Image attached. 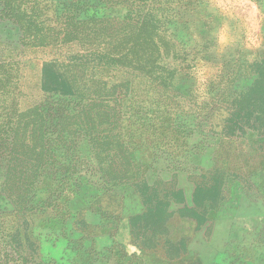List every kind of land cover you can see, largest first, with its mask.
Masks as SVG:
<instances>
[{
	"label": "rangeland",
	"instance_id": "1",
	"mask_svg": "<svg viewBox=\"0 0 264 264\" xmlns=\"http://www.w3.org/2000/svg\"><path fill=\"white\" fill-rule=\"evenodd\" d=\"M47 62L75 94L41 90ZM240 100L259 126L235 131ZM18 128L43 154L0 148V183L38 173L24 212L0 194V264H264V0H0V142ZM210 171L222 194L196 228L175 189L189 203ZM142 181L173 211L148 249Z\"/></svg>",
	"mask_w": 264,
	"mask_h": 264
},
{
	"label": "trees",
	"instance_id": "2",
	"mask_svg": "<svg viewBox=\"0 0 264 264\" xmlns=\"http://www.w3.org/2000/svg\"><path fill=\"white\" fill-rule=\"evenodd\" d=\"M261 78V75H258L254 81V87L260 83ZM40 87L44 92L66 96L75 94L72 81L56 70L53 62H47L42 65ZM244 100L238 101L228 117V121H231L235 131L255 128L260 124L261 111L254 108L256 101L249 105L248 103L243 104ZM259 107L261 106L259 105ZM43 142L44 138L40 129H32L30 135H25V133H19L18 128L11 136L9 145L6 144V141H3L0 142V148L9 150L8 154L11 157L8 161L12 165L18 161H31L35 164L43 154ZM34 164L25 168L21 167L19 170L17 166H12L1 174L0 194L10 200L13 205L12 212L21 213L25 210L30 191L38 174ZM135 188L143 210L140 214L132 215L130 222L140 232L141 246L148 249L161 243L163 245L170 243L166 236V233H168L167 221L173 214V211H168L170 201L165 197H159L155 191L152 192V186H149L145 181L137 182ZM221 194L222 178L213 176L210 171L206 181L201 183V185L195 184L189 203L186 201L183 190L175 189L176 196L174 200L178 205L175 212L180 217L193 219L196 223V228L200 227L208 221L207 213L218 204ZM178 241L171 243L173 249L178 245L177 250L181 247L184 251L185 239L181 238ZM179 255L180 253L177 251L174 256L178 257Z\"/></svg>",
	"mask_w": 264,
	"mask_h": 264
}]
</instances>
